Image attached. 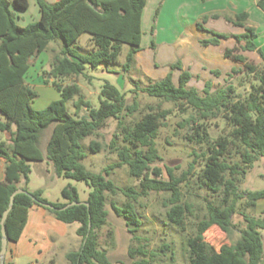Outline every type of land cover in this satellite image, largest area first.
<instances>
[{"label":"trees","instance_id":"obj_1","mask_svg":"<svg viewBox=\"0 0 264 264\" xmlns=\"http://www.w3.org/2000/svg\"><path fill=\"white\" fill-rule=\"evenodd\" d=\"M36 4L38 20L19 27L15 11L26 10L27 1L0 0V115L4 118L3 122L0 121V132L10 135L8 143L0 141V160L4 161V179L0 182V221L8 208L10 196L21 189L26 193L14 197L4 222L8 243L19 240L26 225L28 210L37 206L61 223L78 224L75 235L80 239V245L76 251L65 255L67 264H110L106 251L99 249L98 245V231L105 226L107 219V195L119 193L124 197L125 204L122 207H117L113 202L110 206L125 221L128 232L134 234L141 225L135 203L150 192L169 194L166 218L182 230L191 207L182 201L180 185L193 165L180 177H176L171 168H166V179L162 177V170L153 166L161 160L155 140L163 121L170 114L169 110L160 111L158 106H147L140 119L129 126L124 123V119L140 113V107L135 100L128 104L125 94L116 87L105 82L99 92V104L94 108L80 95L77 84H61V79H87L84 74L86 69L114 65L124 46L127 50L121 71L128 73L140 50L141 17L146 0H58L52 4L36 0ZM258 7L264 12V0L258 2ZM247 17V13L225 17L226 23L243 30L241 34L210 32L211 38L200 41V45L206 47L218 46L221 40L229 38L235 40V46L226 49L223 55L241 63L242 68H231L230 73L225 74L224 81L227 82L234 74L250 77L253 84L243 99L234 100L236 94L230 84L214 91L210 82L204 83L200 95L195 88L188 86L192 75L181 70L180 62L171 66L172 70H178L176 83L171 73L158 81L149 80L144 86L134 83L135 95L142 93L172 103L182 112L184 107L196 113V116H190L184 122L190 126L191 133L186 136L190 143L208 144L204 122L220 114L230 127L228 137L220 138L208 146V154H203V167L197 173L201 187L221 195V200L218 204L206 205L205 217L196 224L194 235L187 240L188 264H264L263 242L259 233L260 230L264 231V218L243 215L245 228L231 245L225 244L215 250L204 242L205 233L213 226L223 234L230 235L233 228L231 218L236 213L237 200L245 198L248 208L264 200V189L240 193L236 187L239 165H230L224 160L229 146L240 148L238 154L241 162L248 167L259 157H264V70L250 64L241 54L256 52L264 64V51L257 49V34L253 27L248 26ZM206 22L207 17H202L197 29L204 31L203 24ZM82 35L89 36L92 51L81 53L75 47ZM55 42L59 48L57 51L51 50L49 71L43 74L44 84H49L58 93V99L42 110H34L32 103L37 98V92L26 83V74L39 55L47 52L49 45ZM30 57H33L31 63ZM210 74L214 77L221 75L219 70H211ZM69 101H73L72 115L66 108ZM83 111L85 114H81ZM108 120L116 121L119 131L107 146L109 152L116 155L117 161L98 174L92 173L82 164L86 158L82 141L95 136ZM48 129L50 134L43 153L39 148V140L41 133ZM87 149L91 154H97L101 146L90 141ZM43 161L52 166L56 177L83 182L90 189L84 201L87 206L77 204L54 211L40 205L46 203L61 209L66 204L80 202L77 190L69 184L60 192L63 203H49L42 197L40 189L28 191V163ZM121 167H127L130 177L138 181L136 188H118L107 179L111 171ZM136 254L144 257L140 249ZM134 255L131 251L130 257Z\"/></svg>","mask_w":264,"mask_h":264},{"label":"rangeland","instance_id":"obj_2","mask_svg":"<svg viewBox=\"0 0 264 264\" xmlns=\"http://www.w3.org/2000/svg\"><path fill=\"white\" fill-rule=\"evenodd\" d=\"M28 1L29 7L24 11H15V14L18 13L24 19L32 20L36 7L32 2L33 0ZM46 1L50 2L49 0ZM188 2V0H147L141 19L143 20L140 41L142 51L139 55V61L142 65L151 67L153 61L160 65L171 59L172 55L167 46L171 45L170 34H173L171 33L172 28L182 22H190L196 16V13L204 11L203 6L189 10L192 4H187ZM205 25L206 23L203 24V28H205ZM261 28L263 27L261 26ZM88 39V35H82L78 39L75 47L79 52L87 53L91 50L92 46ZM229 43L227 41L228 45ZM152 45H156L155 51L150 48ZM49 48L50 52L47 55L51 60V50L57 51L59 44L56 42L51 43ZM126 50L127 47L124 46L118 61L114 65L86 69L84 74L87 79L84 77L61 79V84H77L80 88V95L85 101L90 102L94 108L99 104V92L105 82L116 87L125 94L128 104H131L134 100L139 104L140 113L124 119V123L129 126L140 119L147 106L154 108L158 106L160 111L169 110L170 114L163 121L155 140L157 153L161 160L153 166L160 168L163 174L162 177L166 179V168H171L175 176L180 177L188 171L190 165H193V169L186 175L184 182L180 185L182 201L190 205L191 209L186 215L184 228L181 230L172 225L166 218V211L168 210L166 203L169 194L150 192L146 197L140 198L135 203V210L141 225L136 233L131 234L125 226V221L118 217L110 206V203L113 202L117 207H122L125 204L124 197L119 193L115 196L107 195L105 205L107 212L106 224L98 231L99 249L106 251L110 264H136L141 262H147L148 264H188L187 240L194 235L196 224L205 217L206 205L208 203L218 204L221 200V195L213 194L201 187L197 173L203 167L205 160L203 154H208V146L220 138L228 137L230 127L220 114L218 117L204 122L208 133V144L196 145L188 142L186 136L191 131L190 126L184 122L190 116H196V113L184 107H182L184 109V112H182L172 103L157 100L142 93L135 95V92H133L134 83L137 82L139 86H144L148 83V80L138 67L132 68L128 73L121 71ZM148 50L149 55H147ZM242 55L250 64L256 65L259 70H264V64L256 53L242 52ZM233 67L240 69L242 64L234 65L230 60L225 65L220 62L218 65L216 63V67H212L211 70H219L221 73L219 77L211 75V70L208 71L206 68L202 69L201 72L192 71V80L188 86L195 88L202 95L205 82H210L214 91L230 84L236 94L234 100L243 99L248 94L253 80L244 74H234L232 78H228L229 80L225 82V74L230 73ZM48 71L49 62L38 73L27 76V82L37 92V98L32 103L34 110H42L50 102L58 99V93L49 84H44L45 76L43 73ZM158 72L160 71H156V73ZM176 79L177 75L173 78L174 83H176ZM72 103L73 101L66 103L67 111L71 115L74 112ZM81 114H85V111ZM0 119L4 121L1 115ZM118 133L116 121L108 120L105 127L99 130L95 136L82 141L86 153V158L82 161V164L87 171L98 174L103 168L117 161L116 155L110 153L107 146ZM49 134L50 129L41 133L39 148L43 152ZM5 139V134L0 132V141H5ZM90 141L100 144L101 150L99 153L91 154L89 152L87 146ZM117 143H120V137L117 138ZM240 151L237 146H229L224 158L230 165H239V175L236 176L238 191L244 193L264 189V157H259L251 167H248L241 162L238 154ZM28 164L30 166L29 184L27 186L29 192L40 189L43 191L42 197L47 199L49 203H63L64 200L61 198L60 192L69 184L77 190L80 202L87 199L90 189L83 182L56 177L52 166L46 161L29 162ZM107 179L113 181L118 188H136L138 185V181L130 177L127 167L111 171ZM235 208L236 213L231 218L233 228L230 235L223 234L217 227L213 226L204 235V242L208 246L218 250L222 245L233 244L245 228L243 215L264 218V200L258 201L255 207L248 208L246 199L242 198L236 201ZM70 225L69 230L78 227L77 223ZM259 233L264 251V231L260 230ZM79 245L80 239L76 236V241L72 244L73 250H77ZM138 249L143 252L144 257L136 254ZM131 251L135 253L133 258L130 257ZM10 257V252L6 251L3 261L7 263ZM34 261L25 258H13L9 264H51V261H53V264H67L65 259H60L54 255H46L36 263Z\"/></svg>","mask_w":264,"mask_h":264},{"label":"crops","instance_id":"obj_3","mask_svg":"<svg viewBox=\"0 0 264 264\" xmlns=\"http://www.w3.org/2000/svg\"><path fill=\"white\" fill-rule=\"evenodd\" d=\"M26 1L29 3L28 0ZM44 1L47 2L46 0ZM49 1L50 2L47 3L52 4L58 0ZM188 1L189 2L187 4H192V7L189 8V10H194V8H200V6H203L204 11L202 13H196V16H194L190 22H182L180 25L178 24V26L172 28L171 33L173 34H170L171 45L167 46L172 55L171 59L160 65L153 61L151 67H147L146 65L145 67L139 61V55L142 48H140V50L136 53L132 68L138 67L143 76L147 78L146 80L158 81L163 79L169 73H171L172 78H174L178 74V70H172L171 66L176 62L181 63L182 71H188L190 74L192 71L201 72L202 69L205 68L210 71L211 68L216 67V63L218 65L219 62L225 65L230 59L225 58L223 53L226 49H231L235 46L236 43L234 39L229 38L227 40H221L218 46L206 47L201 46L200 41L211 38L212 36L210 32L226 35L241 34L243 32L242 29L233 27L225 22L226 16L232 17L240 13H247L248 26L253 27L257 34V38L255 40L256 47L257 49L264 51V12L258 7V2L260 0ZM32 2H34L36 7V12L32 16V20H27V18L24 19L18 13L15 14L16 24L19 27H25L26 25L38 20L39 12L36 0H33ZM202 17H207L204 31L197 29V24L200 22ZM142 21L143 20H141V26L143 23ZM261 26L263 28H261ZM227 41L230 42L229 45L227 44ZM150 48L155 51L156 45H153ZM49 49L47 52L40 54L34 65L28 70L25 80L30 87L31 85L27 82V76L29 74L38 73L44 65L50 62L47 55V53L50 52ZM147 55H149V50L147 51ZM230 61L233 62L234 65L239 64L235 61ZM156 71L160 72L156 73ZM0 121L3 122L1 119ZM11 129L14 131L13 126ZM3 134H5L6 138L4 142L8 143L10 135L7 133ZM3 179L4 161L0 160V182H2ZM45 200L47 201V199ZM70 226V224H64L56 220L52 214L40 207H31L28 210L26 225L19 240L16 243H8L7 245V251L10 252L11 257L8 259L6 264L11 263L13 258L35 260L34 262L36 263L40 258L46 255L58 256L60 259L64 260L65 255L68 252L76 251L73 250L72 244L76 241L75 231L78 227L69 230Z\"/></svg>","mask_w":264,"mask_h":264},{"label":"water","instance_id":"obj_4","mask_svg":"<svg viewBox=\"0 0 264 264\" xmlns=\"http://www.w3.org/2000/svg\"><path fill=\"white\" fill-rule=\"evenodd\" d=\"M33 61V57H30L29 58V63H31ZM21 193H26L25 191L21 190V189H17L16 191H14L12 193V195L10 196L9 198V204H8V208L3 212L2 214V218H1V221H0V233H1V250H0V264H4V255L7 251V245H8V241L6 239V234H5V230H4V222L7 218V215H8V212L10 211L12 205H13V201H14V197L18 194H21ZM77 204H83V205H86L87 204L85 202H79V203H69V204H66V206H64L63 208L61 209H58V208H55L49 204H46V203H40V205L43 207V208H46V209H49V210H54V211H59V210H64L70 206H73V205H77Z\"/></svg>","mask_w":264,"mask_h":264}]
</instances>
